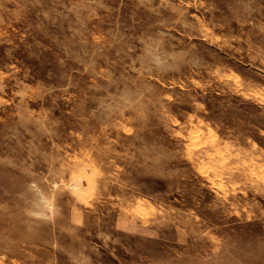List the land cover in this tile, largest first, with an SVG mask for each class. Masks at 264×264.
Masks as SVG:
<instances>
[{
    "label": "rangeland",
    "instance_id": "obj_1",
    "mask_svg": "<svg viewBox=\"0 0 264 264\" xmlns=\"http://www.w3.org/2000/svg\"><path fill=\"white\" fill-rule=\"evenodd\" d=\"M0 264H264V0H0Z\"/></svg>",
    "mask_w": 264,
    "mask_h": 264
}]
</instances>
